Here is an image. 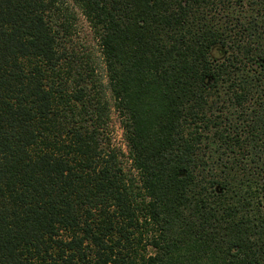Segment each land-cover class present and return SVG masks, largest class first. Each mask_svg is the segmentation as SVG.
I'll use <instances>...</instances> for the list:
<instances>
[{"label":"trees","instance_id":"16d2710c","mask_svg":"<svg viewBox=\"0 0 264 264\" xmlns=\"http://www.w3.org/2000/svg\"><path fill=\"white\" fill-rule=\"evenodd\" d=\"M250 1L70 0L101 74L65 0H0V264H264Z\"/></svg>","mask_w":264,"mask_h":264},{"label":"rangeland","instance_id":"374dc122","mask_svg":"<svg viewBox=\"0 0 264 264\" xmlns=\"http://www.w3.org/2000/svg\"><path fill=\"white\" fill-rule=\"evenodd\" d=\"M65 1L69 6V10L74 14L73 28H72L73 33L71 37L72 47L76 49L77 52L87 53L90 57H92L94 62L97 64L98 71L102 74L103 72L101 69L102 67L99 59L100 57H99L97 41L94 37V34L89 24L87 23L85 18L81 15L80 11L70 2V0H65ZM242 2L243 1L238 3V5H236V14L242 15L245 12L246 15H248L249 12L250 14L249 17H251V15L253 17V15L257 13L256 9L250 10L253 4L252 3L251 5L248 4V1H245V4H243ZM249 2L251 1L249 0ZM258 10H259L258 16L261 15L262 17H264V11L262 13L261 9ZM109 122H110L109 138L111 139V144L112 146L119 148L121 150V153L126 156L127 149L125 146V141L122 136V129L119 122V117L116 111H114V109L111 110ZM121 160L123 161L125 170L130 169L129 160H127V158L124 157L121 158Z\"/></svg>","mask_w":264,"mask_h":264}]
</instances>
